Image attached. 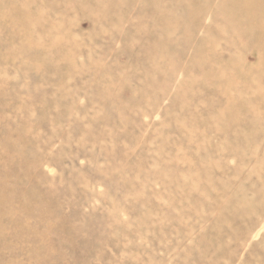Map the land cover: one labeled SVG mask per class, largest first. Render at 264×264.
<instances>
[{
    "label": "rangeland",
    "instance_id": "1",
    "mask_svg": "<svg viewBox=\"0 0 264 264\" xmlns=\"http://www.w3.org/2000/svg\"><path fill=\"white\" fill-rule=\"evenodd\" d=\"M0 264H264V0H0Z\"/></svg>",
    "mask_w": 264,
    "mask_h": 264
},
{
    "label": "bare ground",
    "instance_id": "2",
    "mask_svg": "<svg viewBox=\"0 0 264 264\" xmlns=\"http://www.w3.org/2000/svg\"><path fill=\"white\" fill-rule=\"evenodd\" d=\"M187 4V3H186ZM215 16V15H214ZM213 25V24H212ZM232 25V24H231ZM237 29V28H236ZM172 44V43H171ZM200 58V57H199ZM162 59V58H161Z\"/></svg>",
    "mask_w": 264,
    "mask_h": 264
}]
</instances>
